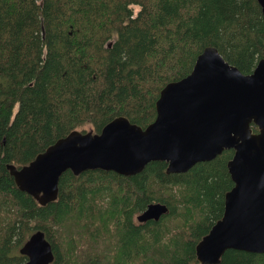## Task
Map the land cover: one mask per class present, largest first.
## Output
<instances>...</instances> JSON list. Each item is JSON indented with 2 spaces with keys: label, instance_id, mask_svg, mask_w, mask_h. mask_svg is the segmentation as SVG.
<instances>
[{
  "label": "trees",
  "instance_id": "trees-1",
  "mask_svg": "<svg viewBox=\"0 0 264 264\" xmlns=\"http://www.w3.org/2000/svg\"><path fill=\"white\" fill-rule=\"evenodd\" d=\"M207 46L251 73L264 58L257 1L0 0V264H23L19 249L36 230L49 264H200L195 245L222 215L233 150L184 173L166 174L161 161L130 176L67 170L44 206L6 165H27L69 132L98 133L119 116L145 128L160 90ZM152 203L167 212L138 222ZM217 264H264V255L229 249Z\"/></svg>",
  "mask_w": 264,
  "mask_h": 264
},
{
  "label": "water",
  "instance_id": "water-1",
  "mask_svg": "<svg viewBox=\"0 0 264 264\" xmlns=\"http://www.w3.org/2000/svg\"><path fill=\"white\" fill-rule=\"evenodd\" d=\"M256 1L264 18V0ZM154 106L155 118L145 128L119 116L98 133L73 130L27 165L7 164L6 169L20 191L44 206L57 198L59 178L67 170L130 176L161 161L166 174L184 173L233 150L226 164L233 186L224 194L220 219L195 245L196 260L217 264L229 249L264 255V58L242 74L207 46L186 76L160 90ZM166 212L165 204L152 203L136 219L156 221ZM19 253L26 257L23 264L53 260L41 230L28 237Z\"/></svg>",
  "mask_w": 264,
  "mask_h": 264
},
{
  "label": "rangeland",
  "instance_id": "rangeland-1",
  "mask_svg": "<svg viewBox=\"0 0 264 264\" xmlns=\"http://www.w3.org/2000/svg\"><path fill=\"white\" fill-rule=\"evenodd\" d=\"M134 11L137 12V8H134Z\"/></svg>",
  "mask_w": 264,
  "mask_h": 264
},
{
  "label": "flooded vegetation",
  "instance_id": "flooded-vegetation-1",
  "mask_svg": "<svg viewBox=\"0 0 264 264\" xmlns=\"http://www.w3.org/2000/svg\"><path fill=\"white\" fill-rule=\"evenodd\" d=\"M162 215H163V214H162ZM162 215H161V216H162Z\"/></svg>",
  "mask_w": 264,
  "mask_h": 264
}]
</instances>
